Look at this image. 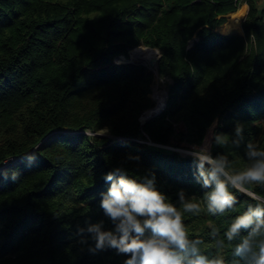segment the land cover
Returning <instances> with one entry per match:
<instances>
[{
    "label": "trees",
    "instance_id": "obj_1",
    "mask_svg": "<svg viewBox=\"0 0 264 264\" xmlns=\"http://www.w3.org/2000/svg\"><path fill=\"white\" fill-rule=\"evenodd\" d=\"M244 3L242 34L220 33ZM263 12L261 0H0V264H123L127 257L92 253L91 239L78 235L100 220L113 227L99 202L104 175L117 168L136 179L154 174L173 203L181 189L204 191L197 162L173 149L207 137L213 156L242 170L247 143L264 148ZM140 44L158 49L157 75L171 82L162 110L142 125L153 74L117 62ZM101 129L117 138L91 134ZM214 134L227 142L216 145ZM252 190L264 195V186ZM230 191L239 203L223 216L185 214L206 255L216 251L209 225L223 236L255 204ZM233 246L223 253L229 264Z\"/></svg>",
    "mask_w": 264,
    "mask_h": 264
},
{
    "label": "clouds",
    "instance_id": "obj_2",
    "mask_svg": "<svg viewBox=\"0 0 264 264\" xmlns=\"http://www.w3.org/2000/svg\"><path fill=\"white\" fill-rule=\"evenodd\" d=\"M102 130L100 134H105ZM236 140L243 139V126L235 128ZM227 137L214 134V143L224 145ZM212 142L207 137L201 145H193L186 152L197 162L196 179L204 190L201 197L186 196L178 192V203L156 187L155 175L141 179L130 178L117 168L103 177L108 183L100 193L99 207L112 224L105 229V221L88 223L79 228L80 243L89 245L92 253L114 249L117 255L127 257L123 264H229L224 256L226 246L232 247L231 264H264V195L252 190L264 186V148L249 141L246 145L247 163L242 170H233L227 156L211 154ZM31 163L35 155H28ZM135 159H139L135 157ZM230 189L249 197L246 211L235 216L223 236L220 229L210 224L212 256L204 254L208 247L201 238H191L184 223L185 214L223 216L239 203ZM84 233L90 234L85 236ZM246 233V235H242ZM238 241V242H237ZM235 242V243H234Z\"/></svg>",
    "mask_w": 264,
    "mask_h": 264
},
{
    "label": "bare ground",
    "instance_id": "obj_3",
    "mask_svg": "<svg viewBox=\"0 0 264 264\" xmlns=\"http://www.w3.org/2000/svg\"><path fill=\"white\" fill-rule=\"evenodd\" d=\"M246 9L247 6L245 4H242L238 7V9L235 12L226 14L228 18V22L219 29V32L222 34H232V33L241 34L242 30L240 24L243 18L245 17ZM156 57H157V51L155 49H151L148 47L134 48L129 52L130 60L141 62L153 70L155 69V62L157 61ZM150 98L153 101V106L145 110L141 114V117H144L152 110L154 111L157 108L161 107L165 99V94L161 91L154 90L153 93L150 94Z\"/></svg>",
    "mask_w": 264,
    "mask_h": 264
},
{
    "label": "rangeland",
    "instance_id": "obj_4",
    "mask_svg": "<svg viewBox=\"0 0 264 264\" xmlns=\"http://www.w3.org/2000/svg\"><path fill=\"white\" fill-rule=\"evenodd\" d=\"M262 1V0H261ZM245 4V3H244ZM246 6H247V4H245ZM246 12H247V9H246ZM246 15V14H245ZM225 19L227 20V22H228V18H227V16L225 15ZM243 21V20H242ZM263 21H264V12H263ZM226 22V23H227ZM223 26V25H222ZM222 26H220L219 27V29L222 27ZM242 34V33H241ZM194 39V38H193ZM139 46H141V47H144V45H142V44H140V45H138V48H139ZM145 47H147V46H145ZM135 48V47H134ZM133 48V49H134ZM148 48H150V47H148ZM129 49L130 48H128L127 49V54H128V57L126 58V57H124V56H119L118 58H117V61L118 62H130V63H135V64H140V65H142V66H144L148 71H150V72H152V74H153V82H152V85H151V92L149 93V98H150V94L151 93H153V91L154 90H157V91H161V92H163L164 94H165V98H166V93H167V86L171 83L170 82V80L167 78V77H162V78H160L158 75H157V72H156V70L154 69H150L148 66H146L145 64H143V63H141V62H137V61H134V60H130L129 59ZM151 49H155L156 51H157V57H156V60L158 59V55H159V51H158V49H156V48H151ZM132 50V49H131ZM155 65H156V62H155ZM150 100L152 101V99L150 98ZM164 101H165V99H164ZM152 103H153V101H152ZM163 104H164V102H163ZM162 106H164V105H162ZM144 112V111H143ZM141 116V115H140ZM140 116H139V118H140ZM212 126H211V130L210 131H212ZM102 130H106V129H101V130H99V131H97V132H95V133H91V134H97V136L98 137H101V138H108V139H110V140H114V138L113 137H111V135L108 133V132H106L105 134H100L101 133V131ZM88 134H90V133H88ZM90 134V135H91ZM211 135H212V133H211ZM116 139V138H115ZM211 142V141H210ZM202 144V143H201ZM188 150H186V149H178V153H180V155L181 156H189V155H187L186 154V152H187ZM8 162V161H7ZM12 162V161H11Z\"/></svg>",
    "mask_w": 264,
    "mask_h": 264
},
{
    "label": "water",
    "instance_id": "obj_5",
    "mask_svg": "<svg viewBox=\"0 0 264 264\" xmlns=\"http://www.w3.org/2000/svg\"><path fill=\"white\" fill-rule=\"evenodd\" d=\"M244 19V18H243ZM158 57H159V55H158ZM155 69H156V65H155ZM164 104H165V101H164ZM163 104V105H164ZM162 106L161 107H159V108H157L156 110H152L150 113H148V114H146L144 117H141L140 116V118H138L139 119V121H140V124L142 125L145 121H147L150 117H152V116H154V115H156L157 113H159L161 110H162ZM143 113V112H142ZM141 113V114H142ZM215 127V123H213V125H212V128H214ZM95 135H97V134H95ZM111 137H113L114 139L115 138H117V137H115V136H111ZM173 150H175L176 152L178 151V149H173ZM179 155H180V153H178ZM13 160V159H12ZM12 160H10V161H12ZM10 161H8V162H6V164L5 165H9V163H11Z\"/></svg>",
    "mask_w": 264,
    "mask_h": 264
},
{
    "label": "built area",
    "instance_id": "obj_6",
    "mask_svg": "<svg viewBox=\"0 0 264 264\" xmlns=\"http://www.w3.org/2000/svg\"><path fill=\"white\" fill-rule=\"evenodd\" d=\"M262 5H263V10H264V0H262ZM263 23H264V21H263ZM118 62V61H117Z\"/></svg>",
    "mask_w": 264,
    "mask_h": 264
}]
</instances>
